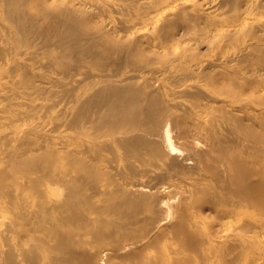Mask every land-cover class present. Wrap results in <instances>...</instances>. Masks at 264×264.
Segmentation results:
<instances>
[{"label":"bare ground","instance_id":"1","mask_svg":"<svg viewBox=\"0 0 264 264\" xmlns=\"http://www.w3.org/2000/svg\"><path fill=\"white\" fill-rule=\"evenodd\" d=\"M120 1L0 0V264H264V0Z\"/></svg>","mask_w":264,"mask_h":264},{"label":"rangeland","instance_id":"2","mask_svg":"<svg viewBox=\"0 0 264 264\" xmlns=\"http://www.w3.org/2000/svg\"><path fill=\"white\" fill-rule=\"evenodd\" d=\"M92 1V2H91ZM109 1V2H108ZM99 0V3H101V4H99V3H97L98 1L97 0H74V2H77L78 4H80V6H82L83 5V7L84 8H87L88 10L91 8V10L92 11H94L93 13H95V11H96V13L95 14H93V18H96L97 20H102L103 22L104 21H106L107 23L108 22H110V23H108V25H109V27H111V30L114 32L113 34L114 35H119V36H121L122 34V36L124 37L125 35H126V37H128V38H131V37H133V35H135L134 33L135 32H133V31H129L128 30V32L126 33L125 31H123V30H120V28H123L122 26H120V22H119V20L121 19V18H123L124 16V18H134L135 17V15H133V12H126L125 10H124V7H123V1H120V0ZM190 1V2H189ZM186 4L187 5H192V2H194L193 0H189ZM198 1V2H197ZM203 0H196L195 2H196V8H198L199 10L201 9V10H203L204 9V7H205V9L204 10H208V11H212V13L213 14H211V16H214L215 15V18H218V17H220V15H216V13H217V11L219 10V8L217 9V7H218V5H217V1H215V0H205V1H203ZM212 3H211V2ZM93 2H95V3H93ZM105 2V3H104ZM122 2V3H121ZM206 2H207V4H206ZM264 1H262V3H263ZM83 3V4H82ZM92 3V4H91ZM104 4V7H103V4ZM203 3V4H202ZM212 5H211V4ZM261 3V4H262ZM121 4V5H120ZM198 4H201L199 7H197L198 6ZM205 4V5H204ZM264 4V3H263ZM97 5V6H96ZM101 5V6H100ZM88 6H91L90 8L88 7ZM92 6H94V7H92ZM115 6H116V8H115ZM120 6H122V7H120ZM202 6H203V8H202ZM208 6V7H207ZM216 6V8H214ZM118 7V8H117ZM201 7V8H200ZM213 7V8H212ZM93 8L95 9V10H93ZM97 8V9H96ZM102 8V9H101ZM115 8V9H114ZM119 8H121L120 10H119ZM210 8V9H209ZM100 9V10H99ZM106 9V10H105ZM111 9V10H110ZM263 9V10H262ZM103 10V11H102ZM217 10V11H216ZM258 11H256V17H258V18H264V5H261L258 9H257ZM91 11V12H92ZM120 11V12H119ZM220 11V10H219ZM260 11V12H259ZM263 11V12H262ZM115 12V13H114ZM259 12V13H258ZM262 12V13H261ZM117 13L119 14V15H117ZM127 13V14H126ZM122 14V15H121ZM261 14H262V16H261ZM95 15V16H94ZM260 17H259V16ZM106 16V17H105ZM122 16V17H121ZM130 16V17H129ZM132 16V17H131ZM120 17V18H119ZM106 18V19H105ZM118 18V19H117ZM109 19V20H108ZM112 19V20H111ZM117 20V22L115 23V21ZM111 20V21H110ZM112 21H114V23L112 22ZM113 23V24H112ZM110 24L112 25V26H110ZM116 24V25H115ZM118 25V26H117ZM114 26H116V28L114 27ZM118 27V28H117ZM118 29V30H117ZM140 30H142V29H140ZM119 31V32H118ZM123 31V32H122ZM144 31H146V30H143V32ZM125 32V33H124ZM133 32V33H132ZM116 33H118V34H116ZM128 34V35H127ZM130 34V35H129ZM143 40H146L145 38H143ZM147 41V40H146ZM193 48H195L196 47V49H199V50H203V49H206L207 51H210V53H211V50H212V52L216 49L217 50V46H210L209 45V47L207 48V47H203V45H200V44H197L196 46H192ZM215 47V48H214ZM201 48V49H200ZM214 49V50H213ZM38 101H40V100H38ZM60 104H58L57 106H56V109H57V107L59 106ZM60 107H62V105L61 106H59L58 107V109L60 108ZM50 117V116H49ZM47 120L49 121V122H53V123H50L51 125H53L54 124V122H55V120L51 117V118H47ZM53 120V121H52ZM60 130H62L61 132L59 131V135H61L62 137H64V139H69V136L67 135L68 133H69V131L67 130V129H65V128H60ZM67 130V131H66ZM64 131V132H63ZM64 134L66 135V136H64ZM67 137V138H66Z\"/></svg>","mask_w":264,"mask_h":264}]
</instances>
